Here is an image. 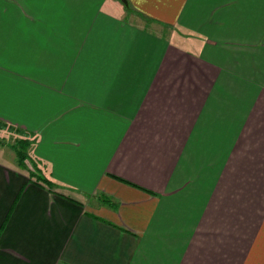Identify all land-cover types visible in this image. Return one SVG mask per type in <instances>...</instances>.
<instances>
[{"label": "crops", "instance_id": "1", "mask_svg": "<svg viewBox=\"0 0 264 264\" xmlns=\"http://www.w3.org/2000/svg\"><path fill=\"white\" fill-rule=\"evenodd\" d=\"M127 3L0 0V264H264V0Z\"/></svg>", "mask_w": 264, "mask_h": 264}, {"label": "rangeland", "instance_id": "2", "mask_svg": "<svg viewBox=\"0 0 264 264\" xmlns=\"http://www.w3.org/2000/svg\"><path fill=\"white\" fill-rule=\"evenodd\" d=\"M22 140H25V139H23L22 135L19 134V132L17 131V128L7 126L6 124H4V122L0 121V146L5 147L7 149L12 148L13 150H15V152L17 154V150L22 149L21 148V146H22L21 141ZM26 140H28V139H26ZM28 141H30V140H28ZM28 148L29 147H27V149H25L27 154H28ZM27 159H28V155H27ZM27 159L25 160V164L27 163ZM31 163H33V162L31 161ZM27 165L28 164H26V167H28ZM35 167H37V165L34 164V168ZM34 168H32V169H34Z\"/></svg>", "mask_w": 264, "mask_h": 264}, {"label": "trees", "instance_id": "3", "mask_svg": "<svg viewBox=\"0 0 264 264\" xmlns=\"http://www.w3.org/2000/svg\"><path fill=\"white\" fill-rule=\"evenodd\" d=\"M121 1H123V4L125 5V7H127V8H129V5H128V3H127V0H121ZM21 148L22 149H18L17 150V156H18V159H19V164L21 165V166H26V164H25V160L27 159V152L25 151V149H27V147H29V145H30V141H28V140H22L21 141ZM38 172V171H37ZM34 176H35V172L34 173H32ZM41 180L43 181V182H46L48 185H52V183L49 181V180H47V179H45V178H43V177H41ZM105 200L107 201L108 200V198H105Z\"/></svg>", "mask_w": 264, "mask_h": 264}]
</instances>
